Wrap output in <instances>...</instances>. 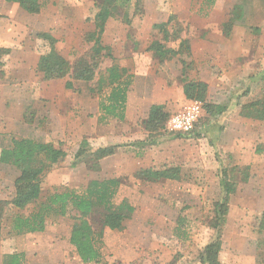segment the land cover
Here are the masks:
<instances>
[{
    "label": "rangeland",
    "instance_id": "rangeland-1",
    "mask_svg": "<svg viewBox=\"0 0 264 264\" xmlns=\"http://www.w3.org/2000/svg\"><path fill=\"white\" fill-rule=\"evenodd\" d=\"M167 1L173 2V4L175 2V0ZM237 4L241 6L240 10L233 9ZM164 8L167 11H172V8H168L167 4L161 10ZM215 8V1L207 4L205 0H191L190 8L186 6L180 10L182 13L189 14L201 10L202 12H198V16L205 21L202 24L195 22L192 25L190 22L189 26L191 28L196 26L198 31L194 32L187 27V32L183 30L181 37L187 38L190 43V39L199 38L202 40L206 33H209L211 41L220 51V56L223 54L230 56L226 65L223 66L224 69L211 67L210 71L213 75L218 76L223 72L227 73L229 78L234 77L235 90L232 93H230V89L227 91L228 93L218 92V94H214L217 97L212 99L216 103L217 101L224 102L230 96L231 98L237 96V100L242 97L243 101L262 97L264 85L251 83L247 78L264 69V0H235L233 2L221 0L218 10ZM170 14H173L175 18L177 16L175 13ZM230 20L231 23L227 26L226 33L223 25ZM200 28H205L206 31L200 33ZM129 30L131 33L128 35L134 37L133 29ZM1 31H3L2 28L0 38H4L5 34L2 35ZM4 31L8 36V30ZM140 33L138 36L146 45L162 36L152 28L150 33L144 35H140ZM167 45H173V43ZM34 47L39 52L44 50L47 44L42 39L35 38ZM148 53L156 64V70L150 79L152 82L154 80L156 87L160 86L162 82H166L168 86H173L176 83L177 85L178 83L182 84L179 69L181 57L190 63L186 73L187 78L193 80L199 78L200 70L197 69L198 65L192 60V56L183 54L159 63L152 57L151 51ZM3 60L0 70L4 76L15 65H12V56L10 55L5 56ZM104 67L105 64L101 63L97 74L105 72ZM124 68L127 69V72L132 69L129 65ZM127 72L124 75L125 81H129L131 76ZM244 73L249 76L245 78ZM9 77L10 80L13 78ZM236 78H238L237 81ZM74 83L76 89L90 90L94 96L103 97L102 95L109 91L108 86L98 89L96 82L93 81H74ZM4 91L6 90H2V92ZM206 100L208 101L207 98ZM191 101L193 100L186 99L184 103H175V105H172L174 102H170L169 108L165 106V110L170 117L181 111ZM227 114L228 112L225 110L220 114L211 115L206 113L203 108L193 134H180L179 136L176 131L166 129V127L165 130H161V133H156V141L167 138L177 139L186 148L187 163L185 168L187 170L183 179H186L187 184L181 185L174 181L151 185L145 192L140 190L134 193L127 186L123 187L121 191H117L113 199L114 203L125 198L135 207L134 212L125 220L121 229H107L100 226L98 213L89 216L88 219L93 229L101 232L103 238L100 248L102 256L99 263H83L79 259L68 240L74 222L69 214L63 217L52 215L48 219L44 231L41 232L9 233L10 216L17 212H30L32 208L36 207L37 202L22 210H16L11 205L3 203V201L13 198L15 193L13 181L19 171L10 164L0 163V264L3 255L11 252L23 253L25 264H103L104 262L108 264H201L199 253L213 234V229L210 226L215 214L213 204L221 198L219 177L220 169L224 166L227 169L233 166H238V168L228 172L230 180H235L236 187L228 198V211L225 223L222 225L221 250L218 258L221 264H264V233L258 231L259 216L264 209V120H260L263 123L250 121L249 129H246L250 135L248 140L250 145L238 152L233 144L226 147L227 144L223 143H229V140L231 142L234 139L232 134L227 135L228 129L226 130V128L238 124L242 119L236 118L234 114L228 117ZM25 117H29V114H26ZM97 119L98 124H105L99 117ZM106 119L107 128L105 131L107 135L116 131L130 134L138 127L144 128L141 122L132 125L130 122H124L123 118L115 120L110 115ZM111 121L117 122V124L113 125ZM24 130H27L26 127ZM103 132L104 130H101V136L85 137L86 144H84L83 154L78 158H75V153L78 150L75 145L68 144L66 140L52 143L54 146L62 148L65 151V156L62 161L51 165L45 173L39 201L44 200L55 189L71 188L80 192L83 190L81 184H87L91 179L104 177L99 160L94 157L96 148L110 145L107 144L109 140H106V134ZM26 133V136L24 134L22 136L18 132L13 134L0 131V146L9 145L12 138L42 139L34 131L29 130ZM223 133L226 134L223 135ZM257 135H260L261 143L257 141ZM220 136H223L224 142L221 141L222 143L219 142ZM203 138H206L208 143H213L211 156L208 151H205L207 145L202 146L201 144ZM146 139L149 140V137L147 136ZM82 140L84 139H79L77 145ZM206 141L203 142L206 143ZM133 142L136 141L127 144L130 145ZM234 155L236 156L234 157ZM114 158L110 161L112 166L121 162L120 159L115 160ZM74 161L75 164H73ZM245 167H248L247 170ZM244 173L247 174L246 181H243L241 177ZM121 180L130 183L133 179L125 176Z\"/></svg>",
    "mask_w": 264,
    "mask_h": 264
},
{
    "label": "crops",
    "instance_id": "crops-1",
    "mask_svg": "<svg viewBox=\"0 0 264 264\" xmlns=\"http://www.w3.org/2000/svg\"><path fill=\"white\" fill-rule=\"evenodd\" d=\"M94 1L45 0L39 12L29 13L17 2L0 0V30L2 28L1 33L2 35L5 34L4 38H0V47L10 48L9 55L12 56V65H15L14 68L12 67L10 71L6 72V75L3 76L0 73V131L13 134L18 132V134L26 136V132L31 130L41 136V141L56 143L66 140L68 144L75 145L78 149L79 139L101 136L100 132L104 130L106 140H109L107 144H117L118 146L113 154L99 159V165L102 167L104 174L101 179H118L117 191H121L123 187L127 186L131 192L136 193L140 190L145 192L151 185L174 181L179 182L181 185L187 184L186 179H183L187 170L185 168L187 150L177 139H161L154 142V144L145 146H138L133 143L128 145L127 143L131 141L146 139L148 132L141 127L130 134L116 131L107 135L105 129L107 128L106 117L108 115L102 110V107L107 104L110 87H108L109 91L102 95L103 97L94 96L90 93V90L81 91L76 89L74 82L73 87L75 89H67L65 82L68 78L66 77L43 79L42 74L37 70L40 53L36 51L34 43L38 32L50 34L56 40L55 47L57 51L69 62H73L90 47L91 43H87L84 36L94 29L93 22L88 19ZM214 1L215 9L218 10L221 0ZM229 1L233 2L235 0ZM190 3L191 0H175L174 4L173 2L169 3L167 0H143L141 13L131 16L129 24L114 18H109L106 22L102 37L104 45L110 47L114 59L103 58L104 71L114 63L123 67L128 65L132 67L127 72L131 76L125 96L124 122H130L132 125L142 122L147 117L151 104H164L169 108L168 104L170 102H174L172 105H175V103L182 104L186 100L182 84L179 85L178 83L177 85L176 83L173 86H168L166 82H164L165 84L162 82L160 86L156 87L154 80L153 82L150 80L156 70V64L146 51L148 44L146 45L145 42L141 41L138 35L140 32V35L150 33L152 25L167 21L168 16L173 15L170 13L177 14L176 19L184 27V32H187V27L191 28L189 26L190 22L191 25L195 22L205 23L198 16V12H202L201 10H196V12L190 14L180 12L181 8L184 9L186 6L190 8ZM165 4L168 8L171 7L172 11H167L165 8L161 10L165 7ZM193 27L191 30L197 32L196 26ZM130 28L133 29L135 39L132 35H128V33H131ZM4 30H8V36H6L7 33ZM199 31L202 33L206 29L200 28ZM211 40L209 33H206L202 40L199 38L190 39V56L197 63V69L200 70L199 78L196 80L206 83L207 99L210 103L225 106L228 117L234 114L236 118L242 119L238 124L226 128V130L228 129L227 135L232 134L234 139L223 144H227L226 147L233 144L238 152L243 151L247 145H250V141H248L250 135L246 132V129H249L250 121L263 122H261L262 120L240 115V106L248 102L243 101L242 97L237 100V96L234 98L230 96L228 100L224 102L217 101L216 103L212 99L217 97L214 94H218V92H227L229 89L230 93L234 92L236 84L234 82L235 78H229L230 76L228 77L227 73L222 72L217 76L210 71L211 67L224 69L223 66L230 58L229 55L225 54L220 56L218 47ZM179 69L181 73L182 66H179ZM102 73L104 72L99 74ZM99 74H96L97 77L93 82L97 81ZM244 75L245 78L249 76L245 73ZM9 76L13 78L10 80ZM145 80L146 82H144ZM237 80L238 78H236ZM248 81L251 82V80ZM2 90L6 91L2 92ZM26 114H29V117H25ZM98 117L105 122L104 125L97 123ZM114 118L117 120L116 117ZM120 122L122 121L120 120ZM111 124L115 125L117 122L111 121ZM23 126L26 127V131H23ZM96 129L99 131H96ZM259 136L257 135V141L261 143ZM220 137L219 142H224L222 140L223 136ZM203 141L205 142L206 138L202 139L201 144L210 148L206 147L205 151H208L211 156L213 143H208V140L206 143ZM128 151H131V153H128ZM113 158L115 160L120 159L121 162L112 166L110 161ZM174 166L179 167L178 179H163L158 182L141 179L135 175L136 172L142 169L152 168L158 170ZM125 176L132 177L133 180L130 183H125L121 180ZM81 185L83 189L87 186V184ZM123 199L125 198L115 204H119ZM128 203L133 206L129 201ZM100 226H102L101 223ZM105 228L110 229L106 226Z\"/></svg>",
    "mask_w": 264,
    "mask_h": 264
},
{
    "label": "trees",
    "instance_id": "trees-1",
    "mask_svg": "<svg viewBox=\"0 0 264 264\" xmlns=\"http://www.w3.org/2000/svg\"><path fill=\"white\" fill-rule=\"evenodd\" d=\"M17 2L29 13H37L44 5L45 0H7ZM143 0H95L90 12L89 20L94 24V29L87 32L84 40L91 43L90 47L78 56L73 62H69L56 49V40L48 33L38 32L36 37L46 42L47 47L40 50L37 63V70L42 74L43 79L68 78L65 82L67 89H73V82L94 81L100 69V64L104 57L114 59L109 46L104 45L102 37L106 22L109 18L118 19L124 23L131 22V16L140 14ZM210 4L213 0H205ZM241 9L240 5H235L233 9ZM165 22L154 23L152 30H157L162 34L160 39L150 41L146 50L152 52V57L159 63L169 60L175 56H190V43L187 38L181 37L183 27L174 15L168 16ZM239 17V16H238ZM172 23V25H170ZM231 20L223 25L227 33V26ZM173 43V45H167ZM175 44V46H174ZM10 48L0 47V67L3 65V58L10 54ZM182 66L181 82L183 93L188 100H195L202 103L206 113L215 115L225 110V106L210 103L207 98V85L203 81L188 79L186 76L190 63L180 58ZM127 69L117 64H112L106 68L105 72L99 74L96 81L97 88L110 87V94L107 104L102 110L111 117L123 118L126 91L130 81L124 80ZM2 73V70H0ZM100 73V72H99ZM104 74V75H103ZM251 82L264 85V69L261 72L248 77ZM240 115L246 118L264 120V95L250 100L240 106ZM169 113L165 110L164 104H151L147 117L142 120L144 129L149 133L148 139L133 142L138 146L154 144L156 133L165 130ZM180 136V132H177ZM182 135V134H181ZM184 135V134H183ZM187 135V134H186ZM176 137L178 135H175ZM174 137V138H176ZM86 140H82L75 153V158L83 154ZM0 163L10 164L19 171L13 184L15 188L14 196L11 200L3 201L6 205H11L16 210H22L30 204L37 202L36 207L28 213H14L9 218V233L23 234L44 231L48 219L52 216H68L74 220L69 232V242L74 247L76 254L83 263H99L101 258L102 234L93 229L88 221V217L93 213H98L102 227L110 229H121L126 219L130 217L134 207L125 199L119 204L113 202L117 192L119 180L116 178L91 179L82 191L71 188H64L50 192L44 200L39 201L42 193V181L45 173L51 165L63 160L65 151L50 142H44L28 137L12 138L9 145L0 146ZM117 145L99 146L94 152L95 159L111 155L115 152ZM76 162L74 161L73 164ZM233 166L230 169L222 167L220 169L219 186L221 198L214 205V217L210 223L213 229L208 242L199 253L201 264H221L218 255L221 250V231L225 223L228 211V198L235 191L236 182L231 181L228 172L237 169ZM248 167H245L247 170ZM136 177L149 181H159L163 179H178L179 167H169L164 169H142L136 172ZM242 180H247L244 173ZM1 229V223H0ZM258 231L264 233V209L259 221ZM1 264H25L24 255L21 252L5 253ZM103 264H108L107 262Z\"/></svg>",
    "mask_w": 264,
    "mask_h": 264
},
{
    "label": "built area",
    "instance_id": "built-area-1",
    "mask_svg": "<svg viewBox=\"0 0 264 264\" xmlns=\"http://www.w3.org/2000/svg\"><path fill=\"white\" fill-rule=\"evenodd\" d=\"M202 109L201 102L195 100L189 102L181 111L172 114L168 118L166 129H171L181 134H193Z\"/></svg>",
    "mask_w": 264,
    "mask_h": 264
}]
</instances>
